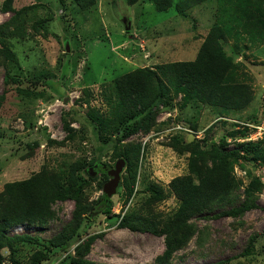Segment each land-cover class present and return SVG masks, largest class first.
<instances>
[{
    "label": "rangeland",
    "instance_id": "obj_1",
    "mask_svg": "<svg viewBox=\"0 0 264 264\" xmlns=\"http://www.w3.org/2000/svg\"><path fill=\"white\" fill-rule=\"evenodd\" d=\"M179 1L159 11L155 0H95L88 9L74 0H14L16 9H26L10 26L14 12L0 10V40L16 54V60L0 57V197L8 184L37 174L58 189L79 176L86 181L81 207L73 197L56 198L45 224L9 229L7 238L27 234L38 241L11 245L6 239L4 264H32L39 250L49 251L42 264H72L88 238L85 259L92 264H264V130L245 141L248 124L264 126V0H205L187 10ZM214 26L226 31L220 45L232 59L234 80L251 90L250 102L239 109L191 99L164 74L174 62L194 60ZM144 68L165 82L163 99H149L145 112L126 123L134 133L119 140L124 125L119 128L115 79ZM147 82L152 96L158 79ZM249 142L250 151L229 160L235 181L229 198L192 215L194 235L159 261L166 249L162 227L181 204L171 181L193 176L196 185L194 163L211 166L218 147ZM134 146L140 154L123 167L114 215H91L80 238L51 247L48 240L76 208L90 214L121 153ZM241 203L256 207L237 217L213 216ZM246 248L251 253L241 256Z\"/></svg>",
    "mask_w": 264,
    "mask_h": 264
},
{
    "label": "trees",
    "instance_id": "obj_2",
    "mask_svg": "<svg viewBox=\"0 0 264 264\" xmlns=\"http://www.w3.org/2000/svg\"><path fill=\"white\" fill-rule=\"evenodd\" d=\"M74 1L83 9H88L95 4V0ZM136 1L129 0V3L133 4ZM155 1L157 9L163 11L172 6L174 0ZM204 1L180 0L177 5L181 10H187ZM13 4L14 0H4L0 6V10L14 12V16L6 22L5 26L13 24L15 18L26 9L25 7L16 9ZM225 36L226 31L222 26H214L194 60L174 62L166 66L164 74L177 91L183 92L191 99L197 98L199 101L212 105L239 109L250 102L252 94L246 83L236 82L230 73L233 65L232 59L220 45L221 39H224ZM0 57L16 60L15 52L1 40ZM150 78L158 79V92L152 96L148 93L150 87L147 79ZM6 79L7 82L11 80L14 82L15 80L9 74H6ZM115 87L120 98L119 128L124 125L123 135L119 137V140H123L124 137L134 133L132 125L128 126L126 123L145 112L149 99H163L162 92L166 84L163 79L159 78L155 70L144 68L139 74L120 75L115 79ZM236 132H233V135ZM252 143L254 142L242 144L234 150H227L225 146L218 147L216 151L210 154V159L213 161L211 166L194 163L191 171L199 178V183L196 185L193 176L177 177L171 181V186L181 199V204L171 220L162 227L166 249L158 258L159 261L168 260L174 252L182 249L194 235L195 230L189 224L192 215L210 210L216 203L229 198L235 184L233 178L230 177L229 160H239L243 149L247 152L250 151V144ZM139 154L140 148L134 146L133 150H124L120 158H124L126 163H129L132 158L138 157ZM43 176L44 174H37L26 181L8 184L6 194L0 197V264H4L2 248L9 245L5 242L6 239L10 240L11 245L15 242L38 241V239L27 234L12 235L7 238L9 229L20 224H45L51 216L50 203L56 198L73 197L78 202L77 207H81L80 198L84 183H86L81 176L74 179L71 182V187L66 189L65 186L60 189L54 187V181L49 176L47 178ZM254 207H256L255 203H241L239 206L218 212L213 216L237 217ZM89 212L90 214L86 216L79 208H76L71 220L48 240V244L51 247H59L80 238L85 231V221L95 213L113 216L112 197L106 198L102 194L96 203L89 207ZM125 220L123 218L120 225L125 226L127 224ZM91 241L88 238L84 243L79 244L78 256L72 258V264H92L85 259ZM252 241L253 238L251 243ZM48 253L49 251L43 250L36 252L32 257V264H42V261L47 259ZM250 253L251 250L246 248L240 255L244 256ZM205 264H224V261L219 260Z\"/></svg>",
    "mask_w": 264,
    "mask_h": 264
},
{
    "label": "water",
    "instance_id": "obj_3",
    "mask_svg": "<svg viewBox=\"0 0 264 264\" xmlns=\"http://www.w3.org/2000/svg\"><path fill=\"white\" fill-rule=\"evenodd\" d=\"M124 22L126 19L123 20ZM130 27L127 26L126 29L128 30ZM194 138L193 135L189 136V141H191ZM126 165V160L124 158H120L115 165V168L109 173L110 178L109 180L104 184L103 186V195L106 198H111L113 195L116 194L117 188L121 181V172L123 170V167Z\"/></svg>",
    "mask_w": 264,
    "mask_h": 264
},
{
    "label": "built area",
    "instance_id": "obj_4",
    "mask_svg": "<svg viewBox=\"0 0 264 264\" xmlns=\"http://www.w3.org/2000/svg\"><path fill=\"white\" fill-rule=\"evenodd\" d=\"M249 129L252 131L250 136L245 138V141H253L256 139H259L262 137V131L264 130V126L263 125H259V124H248ZM180 130H184V131H190V129L184 125H178L177 126ZM231 141V140H229ZM242 153V152H241Z\"/></svg>",
    "mask_w": 264,
    "mask_h": 264
}]
</instances>
